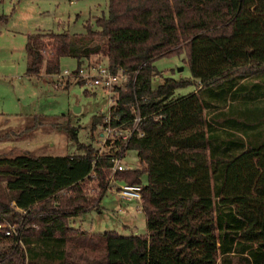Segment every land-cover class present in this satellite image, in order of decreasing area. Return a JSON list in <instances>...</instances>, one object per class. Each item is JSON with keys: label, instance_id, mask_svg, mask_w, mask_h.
Wrapping results in <instances>:
<instances>
[{"label": "trees", "instance_id": "trees-1", "mask_svg": "<svg viewBox=\"0 0 264 264\" xmlns=\"http://www.w3.org/2000/svg\"><path fill=\"white\" fill-rule=\"evenodd\" d=\"M95 25L29 35L26 75H57L63 58L78 73L103 55L111 73L129 76L113 89L111 125L130 123L137 103L144 136L127 146L139 167L115 179L142 185L147 176V234L70 226L109 190L111 159L92 146L78 144L83 153L73 156H0V223L24 226L17 236L0 232V264H264V138L251 133L264 127V0H108ZM180 54L198 92L176 97L191 81L170 78L153 89L154 61ZM58 128L77 142L75 128Z\"/></svg>", "mask_w": 264, "mask_h": 264}, {"label": "rangeland", "instance_id": "rangeland-1", "mask_svg": "<svg viewBox=\"0 0 264 264\" xmlns=\"http://www.w3.org/2000/svg\"><path fill=\"white\" fill-rule=\"evenodd\" d=\"M107 14L108 0H0V18H3L0 20V137L11 136L6 141L0 140V156L24 152L52 157L81 155L83 152L78 144L100 149L102 125L94 127L93 123L108 113L110 92L86 86L75 79H70L68 85L65 80L57 87L55 76L27 77L25 45L27 37L36 33L83 34L87 23L96 29V18ZM92 59L89 67L107 65L103 55ZM153 66L161 74V78L153 80V89L164 78L191 81L175 91L176 97L195 88L185 54L158 59ZM76 68L74 59H61L60 74L74 72ZM37 122V127L25 132V128ZM58 127L75 128L77 142H70ZM122 165L127 170L137 169L136 152L127 150ZM141 181L145 186L147 176L143 175ZM121 184L116 182L114 186ZM87 188L92 192L93 183ZM139 207L140 202L126 201L114 190H109L98 210L77 215L69 224L90 234L115 232L121 236H144L147 234L145 217ZM2 222L13 226L17 232L24 229L22 222L3 219Z\"/></svg>", "mask_w": 264, "mask_h": 264}, {"label": "built area", "instance_id": "built-area-1", "mask_svg": "<svg viewBox=\"0 0 264 264\" xmlns=\"http://www.w3.org/2000/svg\"><path fill=\"white\" fill-rule=\"evenodd\" d=\"M53 76L57 79V87L61 86L65 79H75L86 86L102 88L110 92L112 96L108 102V113L101 116L107 125H102L100 149L98 150L97 157H108L111 159L112 166L108 178L109 190H114L121 199L126 201L136 200L141 202L142 185L122 183L119 187L114 186L117 182L115 179L116 174L126 170L122 165V161L126 155L130 140L133 137L142 138L144 136L141 125L145 118L141 116L137 103L132 106L134 117L130 123H122L116 126L111 125L110 109L115 105L113 89L115 87H124L129 81V76L121 70L117 73H111L107 66L103 65L82 67L78 73L64 71L63 74L59 73ZM134 80L135 77L133 78V82ZM0 232L8 237L17 236L18 234L13 226L3 222L0 223Z\"/></svg>", "mask_w": 264, "mask_h": 264}, {"label": "crops", "instance_id": "crops-1", "mask_svg": "<svg viewBox=\"0 0 264 264\" xmlns=\"http://www.w3.org/2000/svg\"><path fill=\"white\" fill-rule=\"evenodd\" d=\"M94 57H98V56H93V57H91L88 61H85L84 63H83V68H85V67H87L88 66V63L89 62H92L93 61V59L92 58H94ZM107 61V60H106ZM95 62V61H94ZM43 74V73H42ZM45 75V74H44ZM27 76V75H26ZM40 77H42V75H40L39 77H37V78H40ZM67 82V85L70 83V79H65ZM64 80V81H65ZM79 83H81V82H79ZM194 85H195V88L190 92V93H187L186 95H188V94H194V93H197L198 92V90L200 89V84L198 83V82H195L194 83ZM183 96H185V95H183ZM234 105H235V103H234ZM259 106H262V105H259ZM255 107V106H254ZM253 106H250V108H249V112H251L252 110H254L255 108H254ZM263 107V106H262ZM232 115H235V114H232ZM252 124V123H251ZM251 126V125H250ZM216 128H218L219 130H223V129H220V127L219 126H216ZM251 129H253V131H251V133L252 134H254V135H259V134H262V136H263V138H264V127L262 126L261 128H257V127H252ZM250 132V131H249ZM256 140H254V142H255ZM256 142H258V141H256ZM118 196V195H117ZM140 210H141V205H140Z\"/></svg>", "mask_w": 264, "mask_h": 264}]
</instances>
